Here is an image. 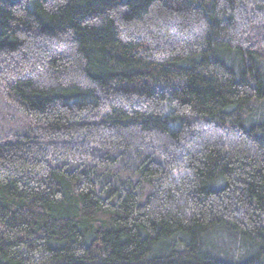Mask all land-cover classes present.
Instances as JSON below:
<instances>
[{
    "label": "trees",
    "instance_id": "16d2710c",
    "mask_svg": "<svg viewBox=\"0 0 264 264\" xmlns=\"http://www.w3.org/2000/svg\"><path fill=\"white\" fill-rule=\"evenodd\" d=\"M0 264H264V0H0Z\"/></svg>",
    "mask_w": 264,
    "mask_h": 264
}]
</instances>
